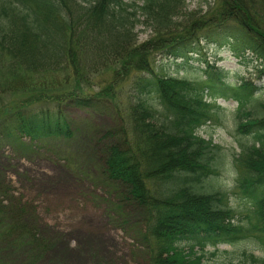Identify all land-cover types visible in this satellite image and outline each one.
I'll return each mask as SVG.
<instances>
[{
  "label": "trees",
  "instance_id": "1",
  "mask_svg": "<svg viewBox=\"0 0 264 264\" xmlns=\"http://www.w3.org/2000/svg\"><path fill=\"white\" fill-rule=\"evenodd\" d=\"M183 1L141 0L138 9L152 24L154 37L137 45V21L124 0H3L0 67L5 77L0 78V96L17 95L0 110V147L34 152L35 143L74 139L75 124L60 110L27 108L49 102L57 108L97 110L115 103V87L133 74L125 93L129 131L119 137L115 131L104 135L118 139L106 148L103 164L107 179L124 187L145 218L150 264H202L206 249L215 252L218 246L234 247L246 240L264 254V117L253 118L241 104L256 87L246 81L231 89L215 86L211 79L205 86L208 95H203L206 89L159 73L151 63L153 51H165L174 59L185 56L196 32L205 28L213 29L218 48L244 60L247 53L264 60V0H217V11L192 18L178 31L167 30ZM226 22L239 30L224 31ZM100 68L111 70L109 84L98 91L83 89L90 82L87 75ZM257 73L264 78V66ZM34 84L43 92L34 94ZM216 96L238 99L235 135L241 151L231 193L247 205L244 212L231 205L229 193H202L198 187L202 179L217 174L205 159L210 143L196 134L219 120ZM19 219L16 228L0 215V241L18 231L10 243L16 248L14 262L36 241ZM232 256L264 264L252 253ZM39 259L36 255L29 264H39ZM227 264L235 263L229 258Z\"/></svg>",
  "mask_w": 264,
  "mask_h": 264
},
{
  "label": "rangeland",
  "instance_id": "2",
  "mask_svg": "<svg viewBox=\"0 0 264 264\" xmlns=\"http://www.w3.org/2000/svg\"><path fill=\"white\" fill-rule=\"evenodd\" d=\"M124 2L132 6L130 12L137 21L134 29L136 44L154 37L152 24L138 9L141 0ZM217 8V0H184L167 30L178 31L192 18H203ZM238 28L232 22L222 26L224 31L235 32ZM212 33V28L196 32L186 55L177 59L165 51H153L152 65L159 73L186 80L191 86L203 89H206V81L211 79L215 86L223 84L231 89L250 82L257 90L246 101L242 100V108L253 118L264 117V78L259 79L257 73L264 66V60L254 53H247L244 60L227 48H218L211 38ZM2 71L3 66L0 67V78L5 77ZM132 77L133 74L115 87V103L107 102L97 110L65 105L57 108L49 102L27 108L28 112L60 110L75 124L77 132L70 141L35 143L34 152L6 145L0 147V215L16 228L20 226L19 218H23L32 235H36L34 244L17 262L13 256L16 248L10 247L17 229L1 240L0 264H29L36 255L40 258L39 264H150L143 237L145 218L128 199L124 187L107 179L103 164L106 148L118 139L104 135L115 131L119 137L123 131H129L125 93ZM32 78L39 79L38 75H32ZM87 78L89 85H84L83 89L90 87L98 91L109 84L112 72L100 68ZM34 85V94L43 92ZM202 94L208 95L207 89ZM14 95L17 94L0 96V110ZM216 97V103L221 107L219 120L202 126L196 134L210 143L204 152L205 159L217 174L202 179L198 187L202 193H229L231 205L244 212L247 205L231 193L239 174L236 159L241 151V139L235 135L238 99ZM25 142L29 143V140L25 139ZM40 238L44 241L42 246L39 245ZM206 251L202 264H227L229 258L235 264H253L250 260L241 262L242 258L232 256L243 251L264 259V254L256 251V246L247 240L234 247L222 245L215 252L210 248ZM213 252L212 256L210 253Z\"/></svg>",
  "mask_w": 264,
  "mask_h": 264
}]
</instances>
